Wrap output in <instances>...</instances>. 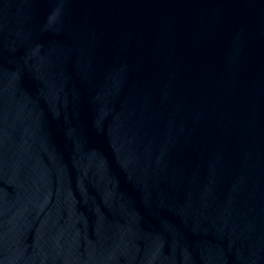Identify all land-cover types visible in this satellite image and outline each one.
Instances as JSON below:
<instances>
[{"label": "water", "instance_id": "95a60500", "mask_svg": "<svg viewBox=\"0 0 264 264\" xmlns=\"http://www.w3.org/2000/svg\"><path fill=\"white\" fill-rule=\"evenodd\" d=\"M0 264H264V0H0Z\"/></svg>", "mask_w": 264, "mask_h": 264}]
</instances>
